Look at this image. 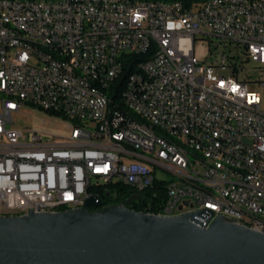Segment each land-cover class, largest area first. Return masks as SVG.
Instances as JSON below:
<instances>
[{
	"label": "built area",
	"instance_id": "built-area-1",
	"mask_svg": "<svg viewBox=\"0 0 264 264\" xmlns=\"http://www.w3.org/2000/svg\"><path fill=\"white\" fill-rule=\"evenodd\" d=\"M206 38L242 50L260 77L240 81L241 68L225 53L209 62ZM49 52H60L62 65L47 61ZM135 56L144 61L122 85ZM65 62H74V74ZM75 74L113 94L123 86L124 97H89ZM53 108L70 120H58ZM27 111L42 115L43 125L58 122L63 135L17 127ZM139 117L184 137L192 150L223 155L227 165L189 162L146 134ZM161 160H173L174 171ZM156 182L167 197L150 215L193 214L206 229L222 219L264 234V0H104V7L0 0V218L81 209L97 183L139 196ZM119 194V206L142 212Z\"/></svg>",
	"mask_w": 264,
	"mask_h": 264
},
{
	"label": "water",
	"instance_id": "water-1",
	"mask_svg": "<svg viewBox=\"0 0 264 264\" xmlns=\"http://www.w3.org/2000/svg\"><path fill=\"white\" fill-rule=\"evenodd\" d=\"M101 207L92 196L74 211L0 218V264H264L263 233L222 219L206 229L193 214L92 212Z\"/></svg>",
	"mask_w": 264,
	"mask_h": 264
},
{
	"label": "bare ground",
	"instance_id": "bare-ground-1",
	"mask_svg": "<svg viewBox=\"0 0 264 264\" xmlns=\"http://www.w3.org/2000/svg\"><path fill=\"white\" fill-rule=\"evenodd\" d=\"M137 1H156V0H137ZM165 4H174L178 1H163ZM70 4H79V0H70ZM97 7H104V0H97ZM47 61H50L53 65H62V56L60 52L47 53ZM65 73L74 74V62H65ZM75 81L79 84H86V94L89 97H96V99H103L104 97H110V91H113L106 85L88 84V74H75ZM121 91V87L116 86L114 94ZM124 97V91L122 93ZM11 103H18V95H11ZM53 115H58V120H70V113H60V108H53ZM139 127L146 130V134L156 137L157 140L163 143L164 147L170 149L174 153H185V159L189 162L195 163H207L210 165H227V158L223 155L210 154L209 150H192V146L184 137L174 135L170 133V129L166 126L152 125L149 117H139ZM137 160H146V152H136ZM161 168L167 171H174L173 160H161ZM225 174H233V167H225ZM234 179H241V172H234ZM30 214V213H29ZM29 214H22L21 217H26ZM38 214V213H35ZM56 214V213H45ZM253 230L252 227H244ZM263 233V231H257Z\"/></svg>",
	"mask_w": 264,
	"mask_h": 264
},
{
	"label": "trees",
	"instance_id": "trees-1",
	"mask_svg": "<svg viewBox=\"0 0 264 264\" xmlns=\"http://www.w3.org/2000/svg\"><path fill=\"white\" fill-rule=\"evenodd\" d=\"M167 2L170 1H180L185 6L190 5L192 2H203L205 0H164ZM133 65H131L128 69L125 70L124 74L121 77V83L124 85V82L128 75H130L134 71V63H138L140 61H144V56L140 57H133ZM121 87V91L118 89V92L113 94V91H110L109 95L113 98V100L117 101L119 97H123L122 93L124 91L123 86ZM91 194L97 196L102 206H109V205H118L121 202V197L119 193H123L128 198L133 194V191L128 187L122 186L121 184H100L97 183L94 185L93 189L90 190ZM119 195H116V194ZM166 186L156 182L151 188L147 189L146 191L142 192L139 195V199L137 202L134 203L136 210L142 211L147 214H157L164 206L166 202ZM102 209H95L92 212H99Z\"/></svg>",
	"mask_w": 264,
	"mask_h": 264
},
{
	"label": "rangeland",
	"instance_id": "rangeland-1",
	"mask_svg": "<svg viewBox=\"0 0 264 264\" xmlns=\"http://www.w3.org/2000/svg\"><path fill=\"white\" fill-rule=\"evenodd\" d=\"M217 44V39L206 38L205 47L208 49V45H210L212 52V55L209 57V62H215L219 53H225L229 58H234V62H236L241 68V70L239 68L240 81H247L248 79L255 81L260 77L259 70L255 69L254 65L246 62V57L244 56L242 50L235 49L232 46H225L223 44L217 47ZM229 73L230 71H228V74ZM250 86L251 90L260 92V89L255 88L253 84ZM26 115L28 116L27 118H16V121H19L17 127H29L52 135H63L64 129L58 122L49 121V123L43 125L40 121L42 119V115L29 111L25 112V116Z\"/></svg>",
	"mask_w": 264,
	"mask_h": 264
}]
</instances>
